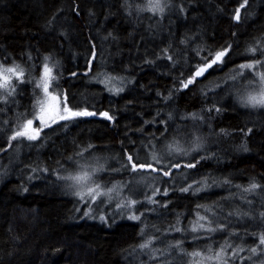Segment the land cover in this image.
Listing matches in <instances>:
<instances>
[{"label":"trees","instance_id":"1","mask_svg":"<svg viewBox=\"0 0 264 264\" xmlns=\"http://www.w3.org/2000/svg\"><path fill=\"white\" fill-rule=\"evenodd\" d=\"M150 3L0 0V63L19 66L25 81L20 98L0 101V264H254L247 256L264 235V106L240 101L243 77L228 78L246 63L264 67V0H162L163 13ZM45 63L64 106L97 115L13 140L34 115ZM87 153L108 193L93 202L65 172ZM127 155L146 167L132 171ZM198 216L216 231L193 232ZM221 248L220 260L209 259Z\"/></svg>","mask_w":264,"mask_h":264},{"label":"snow or ice","instance_id":"2","mask_svg":"<svg viewBox=\"0 0 264 264\" xmlns=\"http://www.w3.org/2000/svg\"><path fill=\"white\" fill-rule=\"evenodd\" d=\"M248 0H244V3L240 5L241 8L245 7V5H247ZM162 4V0H151V11L156 12V11H163V7L161 6ZM234 19L239 21L240 20V9H236L235 11V15H234ZM227 48H225L224 51H220V52H216L214 57L212 58L211 62H208L207 59H205V63L203 67H198L194 70L193 75L187 79L186 81H184L182 83V87L183 88H188L189 85L195 83L196 78L202 76L208 68L212 67L213 64H216L217 62H221L222 58L227 54ZM256 48H250L248 51L251 53H255L256 52ZM94 55V54H93ZM168 59H171V57L169 56ZM256 64H260L261 61H256ZM255 65L254 64H244L241 65V68H253ZM19 66L16 67H12V68H2L0 69V89H4L5 91H7L8 95H11L15 89H11L9 90V83H10V79L11 77H15L17 79L18 82H23V77H24V72L22 69H20L19 71H17V68ZM51 69L48 67V65L45 63L43 65V72L41 75V83H40V87L43 89L44 93L47 95L48 94V87H49V83L51 81V79H53V77H51ZM11 74V76L9 75ZM257 75L260 76V79L262 82H264V74L261 73H257ZM2 99L6 100L7 97L4 96L2 97ZM53 100L57 99L56 97H52ZM66 96L64 97L65 100V104H66ZM248 103H250L252 106H256V105H264V92H262L260 94L259 97L257 96H250L248 97ZM212 109H209V111H211ZM217 112L220 111V109H215ZM40 111V115H38L36 118L40 120L41 122V128L39 129H34L32 127L33 125V120H27L21 127L19 131H16L15 135L13 137H11V139L15 140L17 138L23 137L26 138L28 140H36L39 136V132L42 131L43 127H48L50 126L49 124H47L45 122V116H44V112L45 109L41 104V107L39 109ZM64 112L67 113V115H61L60 119L62 120H67V119H71L74 117H86V116H95L97 115L95 112H89L87 109H84L82 111H72L71 109L67 108L65 106L64 108ZM101 116H103L104 118L108 119L109 121L113 120V117L111 115H109L108 112H102L100 113ZM52 119V123H55V119ZM249 131H251V129H249ZM155 159V157H153ZM127 162L128 165H130V168L132 171H136L138 168L139 169H144L146 166L144 164H140L137 165L136 163L133 162L132 156L131 155H127ZM148 168H151V165H147ZM176 167H179V165H176ZM186 167H195V165L189 164ZM153 171H155L156 169H152ZM164 176H168L170 175V172H163ZM73 179H75L77 181V183H86L87 181H89L91 179V174L89 172H84L82 175H78L76 177H74ZM259 187V185L253 183L250 186V189H246V191L249 190H254L255 188ZM192 188V185H189L188 188H183L181 189V191H189V189ZM197 191L199 189H196ZM111 191V189H109V192ZM156 191H159L158 189ZM108 193L106 192H102L100 190V186L97 184L95 188L93 187H88L86 192H77L76 195L79 196L81 199L84 198L85 195L91 197V199L94 201L98 196L100 195H107ZM165 195L167 194L166 192L164 193ZM155 202V201H153ZM137 203V201L135 200H131L128 202V207H131L132 205H135ZM121 205H117V207H120ZM87 215V213H86ZM131 219H139L138 216H132L130 217ZM101 219H104L103 217H101ZM207 218L204 216H198L197 218V223L192 225V231L193 232H197L200 230H205L208 232H212V231H216V229L211 228V227H207L204 223H199V221H204ZM177 231H179L180 229H175ZM150 244V242H149ZM149 244H142L140 245L141 248H147L149 247ZM259 245L260 246H264V235H261L259 237ZM230 247V245H229ZM225 249L221 248L220 252H218L216 254L215 257H210L209 259H216V260H220L223 255L225 254ZM239 251H243V249H236L233 251L232 255L235 256L238 254ZM250 251L252 253H256L257 249L256 248H252L250 249ZM192 255L194 256H198L200 255L199 253H193Z\"/></svg>","mask_w":264,"mask_h":264},{"label":"rangeland","instance_id":"3","mask_svg":"<svg viewBox=\"0 0 264 264\" xmlns=\"http://www.w3.org/2000/svg\"><path fill=\"white\" fill-rule=\"evenodd\" d=\"M148 6L151 8V3ZM161 6L164 9L165 3H162ZM159 13H163V12L159 11ZM250 63L255 65L253 68H251V69H255V71H251V73H248L246 71L247 68H241V69L234 71L231 74V76L228 78L230 81V79L234 80V79H236V77H243L244 80H243V83L241 84V86L243 88L241 89L237 84L236 85H237V88L242 90V91L240 90L241 92L239 94L240 96L238 99L240 101H243V103H245V104L248 103V97H250V96L259 97L260 94L262 92H264V82H262L260 79V76L257 75V73L264 74V67L262 68V63H260V64H256L254 62H250ZM246 64H249V63H246ZM47 65L52 70V66L50 64H47ZM12 67H16V66H9V65H5V64L0 63V69L12 68ZM19 70H20V68H17V71H19ZM42 72H43V67L41 69V74L37 80V84H38L39 89L37 91V93H38L37 102L34 104V112H33L34 115L30 119L27 118V120H33L32 127L34 129H38V125H41L40 120L36 118L38 115H40L39 109L41 107V104L45 109L44 116H45V122L47 124L52 123L51 118H54L55 121H58V120H62V119H60L61 115H67V113L64 112L65 106L63 104L62 98L60 97V95L57 92L52 90L51 83H52L53 79H51V81L49 83L47 95L44 93L43 89L39 86L41 83ZM9 75L11 76V74H9ZM51 77H53V70L51 71ZM23 82H25V81L23 80ZM23 82L22 83L18 82L15 77H11L10 83H9V90L14 88L15 91L11 95H8L7 91H5L4 89H0V101L3 102L4 104H9L11 100L15 101V98H20L21 97L20 96L21 91L25 90ZM26 83H27V87L29 89V84H28L29 81L27 80ZM26 94H27V98H26V101H24V102H30V99H29L30 91L27 92ZM4 96L7 97L6 100L2 99V97H4ZM52 97H56L57 99L53 100ZM20 104L22 106L21 101L18 102L19 107H20ZM260 106H264V105H260ZM29 107H30V105L28 104L26 106V108L29 109ZM22 116L24 117V113ZM5 126H6V120L3 122V127L0 125V129L5 128ZM93 159L94 158H91L90 153H87L85 157L80 158V160L77 162L76 166H74L70 169H67L65 171V172H67L69 179L72 180V183L74 184V187H75V189H77V191L79 190V191L86 192L88 187L95 188L97 184L100 186V188H103V187H101V185L99 183H97V181H94L95 176L92 175V173H91L92 169H96V166L94 167L91 163V160H93ZM79 167H82V169H79ZM84 172H89L91 174V179L89 181H87L86 183H77V181L73 178L78 176V175H82ZM138 177L139 176H137V178ZM139 181L142 182V181H145V179L140 178ZM113 189H115V187L111 188V190H113ZM85 197H88L90 202H93L91 197H89L87 195H85ZM126 200L129 202V201L135 200V199H133L131 197V193L127 192ZM261 256H263V257L261 259H259ZM247 259L251 260L254 264H264V246H262L259 250H257L256 253H251L250 255H248ZM201 263L205 264V262L203 260H201Z\"/></svg>","mask_w":264,"mask_h":264}]
</instances>
